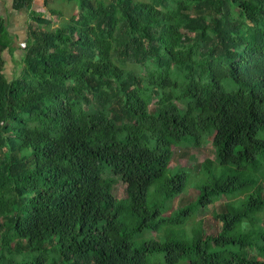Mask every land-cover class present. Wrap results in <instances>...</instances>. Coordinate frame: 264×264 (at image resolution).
Segmentation results:
<instances>
[{
	"label": "trees",
	"instance_id": "obj_1",
	"mask_svg": "<svg viewBox=\"0 0 264 264\" xmlns=\"http://www.w3.org/2000/svg\"><path fill=\"white\" fill-rule=\"evenodd\" d=\"M54 1L11 78L0 18V264H264V0Z\"/></svg>",
	"mask_w": 264,
	"mask_h": 264
},
{
	"label": "rangeland",
	"instance_id": "obj_2",
	"mask_svg": "<svg viewBox=\"0 0 264 264\" xmlns=\"http://www.w3.org/2000/svg\"><path fill=\"white\" fill-rule=\"evenodd\" d=\"M60 1V3H64V8L66 9V13L67 10L69 9V6L71 5V3L65 1L63 2V0H55L54 3H50L49 7H52L53 4L58 3ZM42 2L39 1V13H44L45 9L43 7V5L41 4ZM62 5V4H61ZM56 7V6H53ZM65 13V14H66ZM45 15H47V13H44ZM9 67V66H8ZM8 67H6L5 70V74L6 76H8L9 78H11V76H15L19 73V65H14L13 67V71L8 69ZM154 102V100H153ZM150 110H152L154 108L153 103H151L150 105ZM204 160H208V161H212L214 160V149L211 145L210 142H206L204 144H201L199 146H178L174 148V154L172 157V163L171 166L172 168L179 166V167H189V168H183V173L186 176V188L185 191L183 193H187V195L189 196L188 198L191 200H194V197L196 196V192L198 193L199 188L210 182L211 177L213 176L212 174H207L205 172H200L198 173L197 171L200 169V163H202ZM192 169V170H190ZM114 193L117 196H122L123 194V184L122 182H118L115 186V190ZM222 204H228V202L226 201V198L222 197L220 198V200H218V202L216 203V205L214 206L216 208V212H218L219 210V205ZM173 206H177L179 207V205L177 204V202L173 203ZM208 213L205 210H201L198 212L197 218L201 221H203L204 225L203 227L206 228L207 230H210L211 227L208 226L206 227V223L208 224L207 220L205 218H207ZM204 218V220H202ZM49 249H51L49 247ZM42 250H38L35 251L34 254L30 255L28 258L30 257H34L37 255L42 254L41 253ZM49 262V261H47Z\"/></svg>",
	"mask_w": 264,
	"mask_h": 264
},
{
	"label": "crops",
	"instance_id": "obj_3",
	"mask_svg": "<svg viewBox=\"0 0 264 264\" xmlns=\"http://www.w3.org/2000/svg\"><path fill=\"white\" fill-rule=\"evenodd\" d=\"M39 1L43 5V0H34L29 9L15 10L12 0H0V18L3 21L6 36L9 39V49H6L3 53L5 60L4 71L8 66V69L12 71L14 70V65L18 66V61L22 57V48L27 41L30 12L39 11Z\"/></svg>",
	"mask_w": 264,
	"mask_h": 264
}]
</instances>
